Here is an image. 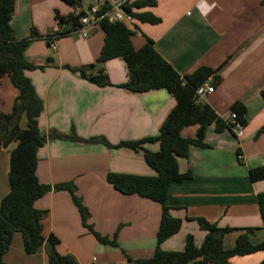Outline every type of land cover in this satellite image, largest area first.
I'll return each instance as SVG.
<instances>
[{"label":"crops","instance_id":"0c3cea01","mask_svg":"<svg viewBox=\"0 0 264 264\" xmlns=\"http://www.w3.org/2000/svg\"><path fill=\"white\" fill-rule=\"evenodd\" d=\"M153 1L155 5L133 8L135 14L149 13L161 20L150 24L134 19L128 25L135 33V48L150 39L181 76L201 67L213 69L214 77L205 86H213L214 91L200 101L223 119H228L237 102L247 109L240 138L228 130L217 133L210 126L205 136L208 148L192 146L188 158L179 159L181 174L190 172L192 177L171 184L167 206L182 225L160 247L183 251L189 235L200 247L207 235L195 221L200 218L234 229L224 238L227 249L248 228L255 229L250 241L260 243L264 230L257 196L264 192V180L252 181L249 172L264 166V0ZM108 3L82 0V10ZM72 12L61 0H15L11 22L15 37L30 41L25 56L43 68L26 73L44 103L40 127L51 135L38 151L37 177L52 187L72 182L89 213L88 224L115 244L96 239L82 223L68 191L52 190L36 202L35 208L46 212L43 236L57 237L59 253L72 255L77 264H148L158 247L162 207L139 195L119 193L107 177L156 176L141 152L115 146L157 137L176 100L165 89L135 94L120 88L127 80V67L120 59L98 67L109 77L108 86L98 87L73 72L96 64L104 34L96 25L87 38L78 33L60 35L68 27L62 20ZM35 34L38 37L32 38ZM55 35L56 52L48 39ZM18 96L9 77L0 78V112L11 113ZM20 126L27 127L26 116ZM197 130L196 126L186 128L181 135L195 138ZM95 138L108 144L92 142ZM16 147L12 143L0 152V201L10 192L9 159ZM145 148L156 153L160 146L146 144ZM3 260L6 264H50L44 246L34 255L25 252L21 233H15ZM263 260L264 252H258L233 258L230 264H261Z\"/></svg>","mask_w":264,"mask_h":264},{"label":"trees","instance_id":"16d2710c","mask_svg":"<svg viewBox=\"0 0 264 264\" xmlns=\"http://www.w3.org/2000/svg\"><path fill=\"white\" fill-rule=\"evenodd\" d=\"M73 8V12L62 20L66 24L60 35H69L80 27V20L86 15L82 10V0H61ZM153 0L135 1L124 7L126 13H132L133 8L141 9L155 5ZM109 9L108 4L101 6V12ZM15 12V0H0V78L8 76L11 83L19 91L13 111L9 114L0 112V152L12 143L17 147L10 153L9 185L10 192L0 201V264L13 242L15 233H21L25 252L29 255L37 253L40 247H45L50 264H77L72 255H62L58 251L60 241L51 235L43 236V220L46 212L35 208L36 202L52 192L68 191L79 210L82 223L89 228L96 239L106 245H114L109 240L95 232L88 224L89 213L81 199L76 194V186L70 183L57 184L54 187L40 183L37 177V154L44 147L51 135L45 134L40 127V118L44 111V103L38 96L35 87L26 73L43 69L28 61L25 52L29 40H17L11 26ZM138 22L159 24L160 19L149 13L133 14ZM61 22L59 16L56 17ZM99 29L104 34L102 46L96 64L81 69H71L78 72L82 78L98 87L110 85L109 77L103 68L107 62L120 59L127 67V80L120 88L127 92L142 94L157 89H165L176 100L175 108L161 126L159 135L134 142H120L116 148H127L143 154L146 164L156 172L155 177H145L126 174H109L107 181L115 190L123 195H139L156 202L162 207V218L158 231V247L154 257L148 264H230L236 257H244L258 252H264V240L254 244L249 234L255 229H245L235 242L227 249L224 238L234 229L220 228L205 219H196L200 228L207 233L202 245L197 247L194 237L189 235L183 251H164L160 245L177 234L182 221L174 218L167 206V195L172 183H181L192 177L190 172L181 174L179 159H187L192 146L208 148L205 136L210 126L217 133L231 131L235 125L228 119H223L208 105L198 100L197 90L214 77V70L201 67L190 75L181 76L155 49L153 41L147 39L145 44L136 49L133 43L135 33L127 24L113 23L107 18L98 22ZM38 37L37 34L32 38ZM50 44V43H49ZM94 72H97L95 75ZM217 82L219 79H215ZM264 101V90L261 92ZM237 115L236 122L243 127L247 124V109L241 103H235L231 109ZM23 116L27 118V127L21 128ZM198 127L195 138H184L181 133L186 128ZM264 132V126L262 128ZM60 139H76L68 136H56ZM92 142L108 144L104 139H91ZM146 144H158L160 149L154 153L145 148ZM252 181L264 180V166L250 170ZM264 230V192L257 196ZM261 264H264V260Z\"/></svg>","mask_w":264,"mask_h":264},{"label":"built area","instance_id":"2783aa9c","mask_svg":"<svg viewBox=\"0 0 264 264\" xmlns=\"http://www.w3.org/2000/svg\"><path fill=\"white\" fill-rule=\"evenodd\" d=\"M132 2L133 0H109L108 3L109 9L102 14H100L101 7L89 8L87 11H85L86 15L80 20V27L77 28L72 33H78L83 38H87L89 36V30L94 28L96 25L98 26V22L103 18H107L109 19V21L113 23H124L131 26L134 22V16H133L134 13L133 11L132 13H126L124 7L131 4ZM57 36L58 35L48 38L50 41H52L50 47L51 50H53L54 52L57 51V45L54 42ZM213 91H214L213 86H207V87L205 85L201 86L197 90L198 100H200L206 94L213 93ZM228 120L235 125L234 133L237 137L240 138L243 134V126L236 122L237 120L236 113L231 111Z\"/></svg>","mask_w":264,"mask_h":264},{"label":"clouds","instance_id":"9594fccd","mask_svg":"<svg viewBox=\"0 0 264 264\" xmlns=\"http://www.w3.org/2000/svg\"><path fill=\"white\" fill-rule=\"evenodd\" d=\"M135 19V18H134Z\"/></svg>","mask_w":264,"mask_h":264}]
</instances>
